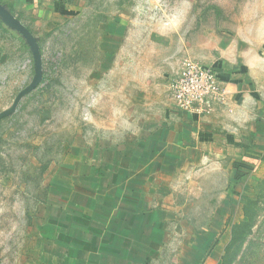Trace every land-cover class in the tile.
<instances>
[{"label": "rangeland", "instance_id": "374dc122", "mask_svg": "<svg viewBox=\"0 0 264 264\" xmlns=\"http://www.w3.org/2000/svg\"><path fill=\"white\" fill-rule=\"evenodd\" d=\"M59 1V14L44 6L22 14L27 33L0 19V264H50L40 209L53 186L70 167L93 163L84 158L103 138L137 129L171 99L170 81L143 65L161 24L173 29L161 38L188 53L238 43L264 66V0ZM10 3L0 0L16 20ZM182 185L171 195L172 239L155 264H264V168L230 216L218 215L224 191Z\"/></svg>", "mask_w": 264, "mask_h": 264}, {"label": "crops", "instance_id": "0c3cea01", "mask_svg": "<svg viewBox=\"0 0 264 264\" xmlns=\"http://www.w3.org/2000/svg\"><path fill=\"white\" fill-rule=\"evenodd\" d=\"M7 2L17 10L18 25L29 9L45 7L59 14L62 7L59 0ZM0 19L7 20L2 15ZM167 28L161 24L159 34L173 30ZM159 34L147 43L148 61L143 65L153 73L149 77L171 81L184 60H198L217 73L226 92L224 102L210 115L199 117L167 97L137 129L115 140L103 138L99 148L87 151L84 161L89 157L93 163L83 169L70 167L68 181L55 184L51 199L40 209L50 232L44 239L53 246L44 253L50 264H155L172 239L171 195L182 192V183L227 193V208L218 212L224 217L250 191L251 180L262 178L264 66L259 67V58L255 64L243 45L223 41L188 53L179 40H165ZM3 46L0 30V58ZM189 54L194 59L187 58ZM219 228L214 220L212 229ZM207 234L206 239L214 236ZM191 251L185 255L192 259L196 252ZM214 257L210 254L209 260Z\"/></svg>", "mask_w": 264, "mask_h": 264}, {"label": "built area", "instance_id": "2783aa9c", "mask_svg": "<svg viewBox=\"0 0 264 264\" xmlns=\"http://www.w3.org/2000/svg\"><path fill=\"white\" fill-rule=\"evenodd\" d=\"M169 94L182 111L205 117L218 103L224 102L226 92L213 69L187 59L169 82Z\"/></svg>", "mask_w": 264, "mask_h": 264}, {"label": "water", "instance_id": "95a60500", "mask_svg": "<svg viewBox=\"0 0 264 264\" xmlns=\"http://www.w3.org/2000/svg\"><path fill=\"white\" fill-rule=\"evenodd\" d=\"M0 12L2 13H0V15H2L3 17H6L7 18V22H9L10 24H12L13 26H16V27H18V29L19 30H21V31H23V32H25V33H27V31L23 28V27H20L19 25H18V23H16L15 22V20L12 18V16H8L7 14H5L6 12L5 11H3V8L1 7V5H0Z\"/></svg>", "mask_w": 264, "mask_h": 264}, {"label": "trees", "instance_id": "16d2710c", "mask_svg": "<svg viewBox=\"0 0 264 264\" xmlns=\"http://www.w3.org/2000/svg\"><path fill=\"white\" fill-rule=\"evenodd\" d=\"M243 226H248V223H244ZM239 227H241V226H238V228H239ZM241 234H243V232H242ZM241 234H240V235H241Z\"/></svg>", "mask_w": 264, "mask_h": 264}]
</instances>
